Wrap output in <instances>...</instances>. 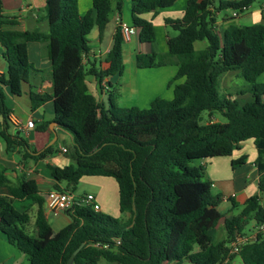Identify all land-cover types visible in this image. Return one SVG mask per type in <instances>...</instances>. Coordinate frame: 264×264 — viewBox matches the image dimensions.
I'll return each instance as SVG.
<instances>
[{
	"label": "trees",
	"instance_id": "16d2710c",
	"mask_svg": "<svg viewBox=\"0 0 264 264\" xmlns=\"http://www.w3.org/2000/svg\"><path fill=\"white\" fill-rule=\"evenodd\" d=\"M176 0H130L131 23L138 40H155L152 22L145 13L168 8ZM215 0H187L180 19H165L177 33L167 38L165 53H137L138 68L175 64L177 71L170 99L156 96L149 106L123 107L117 95L108 92V106L89 92L86 77L91 75L101 88L102 81L123 73V39L117 26L107 53L108 66L97 68L90 61L88 35L100 33L109 21L111 0H91V8L79 14L78 0H46L47 31L13 29L15 17L3 13L0 0V44L7 70L0 74V136L6 150L17 148L23 158L42 160L55 152L54 145L30 149L27 141L9 132L10 110L3 87L14 95L32 73L27 43H43L51 60L49 92L29 93L32 109L48 100L54 102V118L60 129L72 137L65 154L73 163L48 165L53 189L74 191L83 176L112 177L118 185V208L122 217H113L89 207L76 206L66 212L69 224L50 236L44 213V196L33 179L21 177L14 184L0 169V232L26 258L28 264H264V240L243 245L229 256L226 244L235 231L249 220L264 221L259 194L246 199L239 212L224 219L226 238L213 241L209 231L223 214L219 195L211 193L204 166L194 160L230 156L240 143L252 139L257 151L258 189L264 191V83L257 77L264 71V22L229 25L221 34L214 30L215 18L208 9ZM255 0H218L216 9H239ZM122 0L115 8L120 14ZM196 41H205L195 48ZM86 58V59H85ZM237 71L244 84L235 95L220 90V77ZM108 86L113 88L109 81ZM218 112L225 121H202L203 113ZM46 121L38 130H46ZM246 155L231 160L235 168ZM60 182L66 186L61 188ZM31 200L36 205L33 231L28 208L19 210L13 201ZM234 207H237L234 202ZM184 208L183 210H180ZM191 207L189 210L186 208ZM118 241V242H117Z\"/></svg>",
	"mask_w": 264,
	"mask_h": 264
},
{
	"label": "crops",
	"instance_id": "0c3cea01",
	"mask_svg": "<svg viewBox=\"0 0 264 264\" xmlns=\"http://www.w3.org/2000/svg\"><path fill=\"white\" fill-rule=\"evenodd\" d=\"M186 1L187 0H176L174 4L168 8L161 9L158 12H148L144 14V17L152 22L155 29L156 37L153 42H139L138 30H136V34H134L129 41L123 43V58L124 56H127L129 62L133 59L135 65L132 72L133 77L131 79V85L128 84L127 87L124 83L120 82L121 78L124 76V72L120 76L113 75L104 78L101 83L103 88L100 87L94 76L89 75L91 77L90 81L85 79L89 92L96 98L97 101L103 103L107 107V93L109 91H113L117 95L115 103L119 106H137L140 108H146L149 106L151 100L156 96L166 99H170L172 97L174 83L183 81L181 78L168 85L169 81L177 71V66L175 64H169L155 68H146L149 71L145 74L147 76L143 78V72L142 76H140L142 69H139L135 64V56L137 53L167 52V38L174 35L170 32L171 27L165 23V19H180L183 16ZM216 1L217 0H215L212 5H209L208 9L212 12L215 18L214 30L218 34H221L229 25H251L254 23L264 22V0H260L256 8H253L252 4H250L246 12L237 16H241L239 19L232 17L231 13L224 14V16L220 17L221 12L216 9ZM45 2L46 0H1L3 13L7 16L15 17L17 23L13 26V29L19 31L32 29L47 31V21L44 9ZM91 5V0H78L79 14L83 15L91 8ZM128 15L127 21H124L125 18L123 12L121 11L119 14L114 7L112 19L109 17V21L104 30L101 33L97 30V42L98 45H102L103 32L109 30V26L111 22H113V29L108 31L110 32V38L106 42L105 46L103 48H101V46L95 49L92 48L88 53L89 60L94 61L97 68L105 69L108 66L107 53L112 44V37L117 27L116 18L118 17L123 22L130 24L131 11ZM95 29L96 28L92 30ZM26 46L28 58L32 63L33 68L38 71H42L43 73H32L27 82L22 83V92L20 95H14L7 87H3L5 104L10 110L9 115H13L20 122V129L9 122V132L24 138L30 149L36 151L43 149L48 146L50 141H53L51 144L54 145L55 152L52 155L38 161L23 158L17 148L6 150L5 142L0 136V169L4 170L11 184L16 183L21 177L33 179L45 199L46 193L53 189V184L55 183L48 165L64 166L73 163V160H71L65 152H62V148H71V146H68L65 141L67 139L72 141V137L70 134L60 129L58 124L53 120L55 112L53 100L45 101L38 107L32 109L29 97L30 91L34 90L38 93H43L51 90V60L46 55L43 43L33 41L28 42ZM3 51L4 48L0 44V74L5 73L7 70V63L3 56ZM108 81L112 85H115V87H109L107 84ZM256 81L258 83H264V71L257 77ZM235 87L236 85L233 86V89ZM227 93H230L232 94V97L237 98L247 96V94L235 95V92L231 93V90ZM29 119L33 120L34 126L28 128L26 127V122ZM44 121L48 122L46 130H38V125ZM215 121L221 120L216 119ZM61 155L67 156L65 161L59 158ZM241 155H246L245 162L235 168H232L231 160L236 159ZM256 158V148L252 139H248L241 142L240 148L234 149L230 156H218L200 160V164L204 166L205 179L211 183V193L220 196L217 208L223 214V217L218 221L216 226L209 231L213 241H218L215 239H218L225 230L224 219H229L236 215L248 197L254 194H259L260 204L264 207V191L260 192L258 189L259 174L255 164ZM109 178L113 179L112 177L107 176H83L80 181H85L92 186L91 188H93L97 195L101 212L114 213V211H116V213H114L116 216L119 214L118 205L117 210H115L114 203H111L108 200V196H106L105 193L108 191L106 189H109L110 191L112 190V192L117 190L118 201V185L114 179L113 182ZM59 186L64 188L66 183L60 182ZM0 194L9 195L8 188L6 186H0ZM115 198L116 197L114 195L112 198L114 202ZM15 201L18 202V206L15 205ZM233 202L238 206L234 207L232 204ZM13 205L19 210H24L25 208L29 209L31 216L29 224L32 223V228L29 230L33 231V217L31 213L34 215L36 205L33 204L31 200H14ZM220 208L226 210V214H224ZM234 210L237 212L236 214H233ZM49 212H52L54 219L57 222L60 221V230L69 224L70 218L66 212H63L64 215H60L61 211L49 210L44 202V213L46 218L48 217ZM254 224L255 221L252 220V224L248 227L245 226L243 231L248 232ZM56 232H52V230H50V236H53ZM217 232H221V234L218 235ZM224 238H226V234ZM224 238H219V240ZM235 258L232 260L231 264H235ZM224 262H227V260L225 259ZM0 264H28L26 256L14 245H12L6 236L1 232Z\"/></svg>",
	"mask_w": 264,
	"mask_h": 264
},
{
	"label": "rangeland",
	"instance_id": "374dc122",
	"mask_svg": "<svg viewBox=\"0 0 264 264\" xmlns=\"http://www.w3.org/2000/svg\"><path fill=\"white\" fill-rule=\"evenodd\" d=\"M116 1L117 0H111V7H112V10H111V12H110V14H109V17H110V19H112V14H113V11H114V7H115V4H116ZM260 0H255L253 3H252V6H253V8H256L257 6H258V2H259ZM130 1H128V0H123L122 1V5H121V11L123 12V15H124V21H127V15L128 14H130V3H129ZM218 3V0L216 1V4ZM231 11H232V8H224V9H221L220 10V12H221V14H220V17L221 16H224V14H229V13H231ZM129 16V15H128ZM239 18H241V16L240 17H235V19H239ZM110 28H109V30H111V29H113V22H111V24H110V26H109ZM109 30H106V32H103L104 34H103V38H102V45H98V42H97V37H98V31H97V29H95V30H92L91 31V34L90 35H88V39H89V46H90V48L92 49V48H97V47H99V46H101V48H103L104 46H105V44H106V42L109 40V38H110V32H108ZM170 32L172 33V35H175L177 32L174 30V29H172L171 28V30H170ZM133 37V35L131 36V38ZM144 45H147V44H144ZM194 45H195V48H197V49H200V48H203L205 45H206V42L205 41H196L195 43H194ZM111 47V46H110ZM122 58H123V55H122ZM123 65H124V70H123V72H124V76H123V78H121V83H124L127 87H128V84L129 85H131V79H132V72H133V69H134V67H135V65H134V61H133V59L131 60V62H129L128 61V57L127 56H124V58H123ZM139 69H142L141 70V74H140V76H142V72L144 73V76H143V78H145L147 75H145L146 73H148V71L149 70H147L146 68H139ZM138 70V69H137ZM151 71V70H150ZM152 77H154V76H152ZM90 79H91V77L90 76H87L86 77V80L87 81H90ZM141 80H142V77H141ZM133 84V83H132ZM244 84V81H243V79L241 78V77H239V73L237 72V71H229V72H227V73H224L221 77H220V90H221V92L222 93H225V94H227V92L229 91L230 92V90H231V93H233V92H235V90L234 89H237V88H239L240 86H242ZM236 85V87L233 89V86H235ZM126 86H124V87H126ZM127 89V88H126ZM108 94V93H107ZM216 119H219V120H221V122H223V121H225V118H223L218 112H211L210 114L209 113H203V115H202V121L203 122H205V121H210V120H216ZM65 143L68 145V146H72V141H70V140H66L65 141ZM59 158L61 159V160H63V161H65L66 160V158H67V156H63V155H61V156H59ZM198 163H200V160H194V163H192V164H198ZM110 179V178H109ZM111 181H113L114 182V180L113 179H110ZM92 186L89 184V183H86L85 181H80L79 180V182L77 183V185H76V188H75V190L73 191V193L75 194V195H80V194H83V193H89V192H91V193H93V194H95L96 195V193H95V191L93 190V188H91ZM106 190H108L105 194H106V196H108L107 198H108V200L111 202V203H114V205H115V210H117V205H118V201H117V190H115V192L113 191L112 192V190L110 191L109 189H106ZM115 195V202H114V200L112 199L113 198V196ZM96 197H97V195H96ZM229 204V203H228ZM15 205L16 206H18V202H16L15 201ZM184 208H181L180 207V210H183ZM189 209H191V207H189V208H186L185 210H189ZM221 210H222V212L224 213V214H226V210H224V209H222V208H220ZM100 211V210H99ZM32 212V211H31ZM103 213H106V212H103ZM114 213H116V211H114ZM114 213H106V214H109V215H111V216H113V217H122V214L119 212V214L118 215H114ZM237 212L234 210L233 211V214H236ZM32 214V217H33V213H31ZM113 214V215H112ZM60 215H64V213L63 212H60ZM66 215V214H65ZM47 220H48V222H49V224H50V226H51V230H52V232H56V231H59L60 230V226H61V223H60V221H56L55 219H54V215L52 214V212H49V215H48V217H47ZM252 224V220H249L248 221V223L246 224V226L248 227V226H250ZM30 226H29V229H31L32 228V223L31 224H29ZM31 232V231H30ZM218 233V235H220L221 234V232H217ZM225 234H226V232H225V230L223 231V233L220 235V237L219 238H224L225 237ZM219 238L217 239H215V240H219ZM164 264H174V262H168V263H164ZM235 264H242L241 263V261H240V258L237 256L236 258H235Z\"/></svg>",
	"mask_w": 264,
	"mask_h": 264
},
{
	"label": "built area",
	"instance_id": "2783aa9c",
	"mask_svg": "<svg viewBox=\"0 0 264 264\" xmlns=\"http://www.w3.org/2000/svg\"><path fill=\"white\" fill-rule=\"evenodd\" d=\"M247 10L248 6H242L239 9H232L231 16L237 17ZM116 22L117 26L119 27L123 42L129 41L131 36L136 34L137 29L132 25L123 22L118 17L116 18ZM262 98L264 100V94ZM9 122L20 129V122L13 115H9ZM33 126V120H27L26 127L29 128ZM62 152H66V149L62 148ZM45 205L49 210L61 212L72 211L76 206L89 207L93 211L100 210L97 197L91 192L75 195L73 191L51 189L45 195ZM259 240H264V221L255 222L248 232L235 231L233 237L227 243L228 254L226 260L228 261L230 255L237 254L243 245L257 242Z\"/></svg>",
	"mask_w": 264,
	"mask_h": 264
},
{
	"label": "water",
	"instance_id": "95a60500",
	"mask_svg": "<svg viewBox=\"0 0 264 264\" xmlns=\"http://www.w3.org/2000/svg\"><path fill=\"white\" fill-rule=\"evenodd\" d=\"M53 138H55V137H53ZM53 140H54V139H53ZM52 142H53V141H50V142L48 143V145H50ZM75 253H76V251H74V252L71 254V256L69 257V259H68V261H67V264H72V263H73V257H74V255H75Z\"/></svg>",
	"mask_w": 264,
	"mask_h": 264
}]
</instances>
